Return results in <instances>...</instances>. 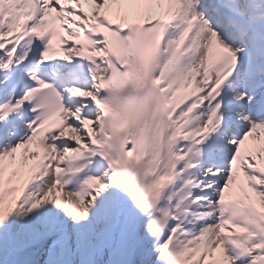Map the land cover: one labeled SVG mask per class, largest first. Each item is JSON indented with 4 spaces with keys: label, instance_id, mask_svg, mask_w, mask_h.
<instances>
[{
    "label": "bare ground",
    "instance_id": "bare-ground-1",
    "mask_svg": "<svg viewBox=\"0 0 264 264\" xmlns=\"http://www.w3.org/2000/svg\"><path fill=\"white\" fill-rule=\"evenodd\" d=\"M186 77L187 78H189V79H191L193 76L190 74V73H187V75H186ZM188 87L189 86H187V89H188ZM181 90H184V88H182ZM201 124V123H200ZM199 123H196L195 124V128L196 129H198V127H199V125H200ZM53 184H52V179H49L44 185H43V188L40 190V191H42L46 196L47 195H52V194H54L55 193V191L58 189V188H56V189H54L53 190ZM140 193V195L142 196V197H145V201L147 202V197H146V195L143 193V192H139ZM50 198V197H49ZM67 198V195L65 194V193H61V195H60V199L59 200H57V202H56V207L53 209V211H52V213H51V218H52V220L54 221L55 219L57 220L58 218H61V217H58L61 213H63L64 214V212H69L71 209H69L68 207H65L64 205H65V199ZM46 199V198H45ZM45 199H40V202H42L41 204L43 205V207H44V205H48V203H46V201H41V200H45ZM69 199H70V201L68 202V206L69 207H71V208H75V201H74V199H73V197L72 196H69ZM41 204H38L37 206H36V209H37V211H39V209H40V207H41ZM63 206V207H62ZM96 207H98V205H95V208ZM213 208V206L211 207V209ZM13 212H11V214H12ZM146 215H145V212H144V215H143V219H144V217H145ZM31 222V220L28 218V217H23V223H24V225L27 227L28 225H29V223ZM143 223V222H142ZM141 223V224H142ZM39 226H41V224L39 223ZM78 227H80V226H78ZM215 264V263H214Z\"/></svg>",
    "mask_w": 264,
    "mask_h": 264
},
{
    "label": "rangeland",
    "instance_id": "rangeland-1",
    "mask_svg": "<svg viewBox=\"0 0 264 264\" xmlns=\"http://www.w3.org/2000/svg\"><path fill=\"white\" fill-rule=\"evenodd\" d=\"M24 232L25 233V236H31V232H28V231H24L23 228H20L17 233L19 232ZM73 243V247L72 248H68L66 245L67 243H65L64 245H62L59 249H58V252H57V257H58V263L57 264H79V262L77 261V259L74 258L75 254H76V247H75V242H72ZM179 249V248H178ZM180 249L181 250H184V251H187L190 255H191V259L189 261L190 264H198V255L200 254H195V251H197V247L196 246H188L186 244H184L183 246H180ZM189 249V250H188ZM125 252V250H124ZM126 253V252H125ZM144 258L148 259V255L146 254L144 256ZM27 259V258H26ZM25 259V260H26ZM101 264H111L109 260H105V261H101L100 262ZM152 262H150L151 264ZM27 264H45L44 262L42 263L41 261H38L36 263H33V262H27ZM127 264V263H126ZM137 264V263H135ZM144 264H147V262H145Z\"/></svg>",
    "mask_w": 264,
    "mask_h": 264
}]
</instances>
